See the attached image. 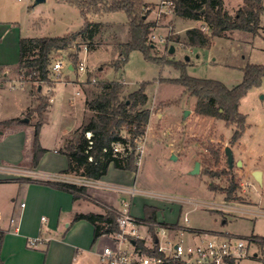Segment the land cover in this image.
I'll use <instances>...</instances> for the list:
<instances>
[{
    "label": "rangeland",
    "instance_id": "1",
    "mask_svg": "<svg viewBox=\"0 0 264 264\" xmlns=\"http://www.w3.org/2000/svg\"><path fill=\"white\" fill-rule=\"evenodd\" d=\"M139 1L150 6L148 20L156 23L151 39L158 55L182 63L187 75L216 80L232 88L242 81L248 64L264 65V13L259 36L234 31L228 38L215 37L207 47L195 48L168 42V38H184L186 30L202 26L201 22L178 18L169 5H162L163 0ZM223 1L230 15H235L243 6V0ZM262 4L264 7V0ZM90 20L101 25L92 42L91 47L95 49L86 52L84 48L89 46V41L77 37L70 47L52 54V64L63 61L60 74L50 69V82L33 83L34 106L23 119H28L27 123L34 128L43 121L40 130L43 146L55 149L63 141L76 142L79 139L84 122L92 115L85 102L99 92L101 82L120 81L125 93L137 90L146 82V107L151 111L150 129L159 138L148 139L150 150L142 157L144 165L140 157L145 137L137 149L140 156L137 166L144 171L141 180L149 192L142 197L168 204L172 208L168 215L178 223V227L209 235H234L247 242H252L255 235L264 237V81L260 88H253L242 99L239 110L246 116V129L242 137L233 142L235 125L198 115L195 112L196 98L184 87L167 81L179 78L182 69L147 61L139 51L130 53L122 69L113 67L118 59L119 45L131 37L125 12L92 16ZM83 25L80 11L63 0H45L38 4L36 0H0V69L5 63L11 69L18 65L19 41L22 38L63 36L80 30ZM204 32L210 36L208 28H204ZM172 45L175 52L169 54ZM81 61L85 62V71L67 68L68 63L77 66ZM17 76L20 77L18 72ZM39 85L45 87L44 91L47 88L51 90L46 93L50 98L49 107L42 119L36 112ZM23 91L17 86L13 92L19 94ZM9 94L13 93L6 95ZM8 111L0 112V117L19 115V112ZM185 111L189 112L187 116ZM170 142L175 144L176 153L181 157L178 161L167 160V148L158 160H154V155H148ZM226 147H231L234 152L232 169L227 162ZM211 149L219 152L218 160L211 154ZM196 162L200 163V172L192 175L190 172ZM257 170L262 172V183L253 177ZM229 186H237L234 192L236 201L225 200ZM89 198V201L100 205ZM140 234L149 240L144 229ZM184 238L190 240L188 235ZM237 264H264V246L252 242L249 255Z\"/></svg>",
    "mask_w": 264,
    "mask_h": 264
},
{
    "label": "trees",
    "instance_id": "2",
    "mask_svg": "<svg viewBox=\"0 0 264 264\" xmlns=\"http://www.w3.org/2000/svg\"><path fill=\"white\" fill-rule=\"evenodd\" d=\"M67 4L76 7L84 19L83 27L63 36L22 38L20 40V57L16 72L24 81L40 84L50 82V66L54 51L63 50L72 45L77 37L89 41L87 49L94 50L93 40L100 31V23L90 20L92 16H104L105 14L123 11L128 16V29L130 40L119 45L118 59L113 67L122 69L128 62L129 55L133 51L142 53L147 61L164 66L169 65L182 69L179 78L167 79L185 90L196 98L195 112L198 115L221 119L228 125H235L232 141H238L246 129V116L239 110L242 99L253 88H260L264 81V65L248 64L244 68L242 81L232 88L223 83L211 79H199L185 73V66L176 60L159 56L157 47L151 37L156 23L148 20L150 6L139 0H63ZM175 16L201 22L202 26L194 27L185 31V37H169L168 42H175L185 47H207L212 38H228L234 31H242L253 37L259 36L262 26L264 7L262 0H243V6L235 15H230L225 9L223 0H172L170 5ZM204 28L210 30V36L204 32ZM91 47V48H90ZM169 47V45H167ZM157 54V55H156ZM148 83H142L132 92L125 93V87L120 81H103L99 85V92L86 100V107L93 113L88 123L82 127V133L76 142H67L61 150L68 159V167L63 172L87 180H100L104 177L110 165L120 170L136 172L139 153L138 146L142 143L148 125L151 120V111L146 107L148 96L145 88ZM38 94V108L36 112L43 117V113L49 107V100L41 90ZM19 118L5 120L0 123L1 129L14 128L21 125ZM43 121L35 125L33 137L32 167L36 168L47 151L40 143V130ZM92 133V145L90 146L85 134ZM119 144L125 148L126 155L114 152ZM211 154L219 159V152L211 149ZM92 158V161L89 160ZM204 162H207L205 160ZM230 168V167H229ZM24 180H30L24 178ZM52 188L66 191L73 196V200H90L87 186L77 185L70 182L49 180L41 182ZM237 186H229L225 191L227 202L236 201L234 192ZM211 191L214 189L211 188ZM104 213L76 214L71 224L86 220L94 227V240L101 236L115 237L121 232L118 224V210L111 206H105ZM158 209L146 205L144 217L140 219L148 225L152 236H156L154 224L162 226H178V223L167 224L157 219ZM4 232L0 230V243ZM259 240V241H258ZM137 248H142L149 253L145 241L135 239L132 241ZM252 242L258 246H264V237L253 236ZM0 264L3 261L0 259ZM165 264H183L179 261H170ZM230 264H236L231 262Z\"/></svg>",
    "mask_w": 264,
    "mask_h": 264
},
{
    "label": "crops",
    "instance_id": "3",
    "mask_svg": "<svg viewBox=\"0 0 264 264\" xmlns=\"http://www.w3.org/2000/svg\"><path fill=\"white\" fill-rule=\"evenodd\" d=\"M2 65L0 112L10 110V112H19V115L9 118L0 117V123L15 118L23 120L28 110L34 106L36 96L33 93V83L17 76L18 65L13 69L9 64ZM70 70L72 71L71 68ZM17 86L24 89L23 94H14L13 91ZM44 88L43 85L37 86L38 91L41 90L44 95L51 91L49 88L44 91ZM8 93L13 94L8 96L6 95ZM92 115L83 126L88 123ZM34 130L35 128L30 127L27 122L14 128L0 130V197L2 198L0 230L4 232L0 243V259L3 264H102L100 254L105 246L112 244V236L104 235L95 241L94 227L91 223L80 220L71 224L76 214L104 213L102 206L121 210L125 203L129 204L132 216L138 219H143L146 205L153 206L158 209L159 222L177 223L168 215L172 211L168 204L142 197L145 193H149L146 184L141 180V175L144 173L142 167L132 172L110 165L107 174L96 181L67 175L63 172L68 167V159L61 151L67 141L60 143V147L51 149L43 146L40 135L41 146L47 151L38 166L33 168L31 163ZM149 130H151L150 123L141 146L142 164V157L147 150H150L148 139L159 138L156 132L151 130L149 133ZM165 148L169 151L167 160L178 161L181 158L177 155L173 142L159 146L153 154L149 152L148 155L150 157L154 155V160H158ZM24 178L31 181H26ZM56 179L87 180L88 195L100 205L84 199L74 201L70 193L41 183ZM134 190L137 193H131ZM141 229H144V234L149 236L148 240L146 236L141 235L150 245L148 227L140 226V232Z\"/></svg>",
    "mask_w": 264,
    "mask_h": 264
},
{
    "label": "built area",
    "instance_id": "4",
    "mask_svg": "<svg viewBox=\"0 0 264 264\" xmlns=\"http://www.w3.org/2000/svg\"><path fill=\"white\" fill-rule=\"evenodd\" d=\"M22 1V0H19ZM172 0H163L162 5H171ZM163 41V39H161ZM84 50L87 52V46ZM72 71H85V62L81 61L77 66L72 63L67 64V68ZM63 61L51 64L52 72L60 74ZM93 82H96L93 79ZM80 93L77 92V95ZM90 146L92 145V133L85 134ZM114 152L126 155L125 148L117 144ZM142 152V147H141ZM92 161V158H89ZM77 185H88L87 180L67 181L56 179ZM131 193H137L135 190ZM24 206V204H22ZM187 222L188 219L185 217ZM118 224L121 232L115 237L112 236V244L105 246L100 254L102 264H165L170 261H179L183 264H230L238 263L249 255V247L252 242L246 241L234 235L207 234L188 227L162 226L154 224L156 236L150 234V242L146 247L149 253L142 248H137L132 241L135 239L145 241L139 231L140 226L148 225L138 218L132 216L129 204H124L123 209L118 210ZM149 231V230H148ZM150 233V232H149ZM190 237L186 241L184 236ZM209 236L208 238H206Z\"/></svg>",
    "mask_w": 264,
    "mask_h": 264
},
{
    "label": "water",
    "instance_id": "5",
    "mask_svg": "<svg viewBox=\"0 0 264 264\" xmlns=\"http://www.w3.org/2000/svg\"><path fill=\"white\" fill-rule=\"evenodd\" d=\"M45 0H36V3H41V2H44ZM175 52V46H170L169 48V54H173ZM41 89V87H40ZM189 114L188 111H185L184 115L187 116ZM23 122H28V119H23L22 120ZM225 154L227 156V162H228V165L230 167V169L233 168V165H234V152L232 150L231 147H226L225 148ZM238 165H241V162H238ZM200 172V163L199 162H196L195 165H194V168L193 170L190 172L192 175H197L199 174ZM253 177L255 178V180L259 183H262V172L261 171H254L253 172Z\"/></svg>",
    "mask_w": 264,
    "mask_h": 264
}]
</instances>
